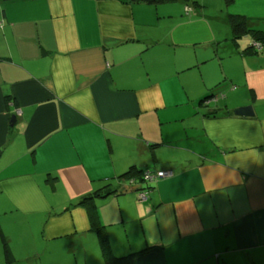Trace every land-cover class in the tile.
Segmentation results:
<instances>
[{"label":"crops","instance_id":"1","mask_svg":"<svg viewBox=\"0 0 264 264\" xmlns=\"http://www.w3.org/2000/svg\"><path fill=\"white\" fill-rule=\"evenodd\" d=\"M188 7L0 0V242L12 254L21 237L44 243L33 254L49 264H104L96 222L113 255L145 250L130 264H264V46L208 33ZM226 8L264 31V0ZM131 167L173 174L140 201L145 184L121 177Z\"/></svg>","mask_w":264,"mask_h":264},{"label":"rangeland","instance_id":"2","mask_svg":"<svg viewBox=\"0 0 264 264\" xmlns=\"http://www.w3.org/2000/svg\"><path fill=\"white\" fill-rule=\"evenodd\" d=\"M188 3H190V5H192L194 7V9L192 10L193 7H188L189 11L192 12V15L195 17V15L197 14L198 19L199 20H203L204 23H198V26L200 28L201 25L205 24L207 26L206 27H201V28H206L208 29V33H212L213 35H222L225 36L227 33L229 35V39H231L232 37V33H231V27L228 24V12H227V8L226 5L228 6L229 4H227L226 0H189L186 1ZM232 2V1H231ZM240 4V7L242 6L243 1H239L238 2ZM264 10L262 9V14H263ZM208 19H206V18ZM262 19L264 20V17H262ZM264 23V22H262ZM203 36H207L206 34H204ZM199 40H202V36ZM246 38H243V40L245 41ZM204 41H208L207 39H205ZM226 43V42H225ZM224 43V44H225ZM242 43V41H241ZM210 44L209 42H205V43H199L197 45V47L199 49H202L203 47H208ZM208 45V46H206ZM222 45V43H221ZM254 45V44H253ZM246 46V45H245ZM255 46V45H254ZM257 48V47H256ZM261 51V49H260ZM8 219H6L3 222V229L5 231V233H8V231H10V227H11V220L10 217H7ZM1 220H3V218H1ZM37 222L36 220L33 219H29L27 218L25 220V223L28 224H35V222ZM32 228V226H31ZM37 237H39V230L35 229V233L30 232L28 234V241H31V243H33L34 241H37ZM16 245L13 246L14 251H13V258L15 259V261L11 262V264H49L46 263L49 262L48 260H51V256L47 255L44 257L43 260H40L34 253H36L37 251L34 250V248H38L39 251L38 252H43L45 249V244L41 243L40 245L38 244V246L36 247V245L31 246V245H26L28 244L27 242H25V240L21 239V237H17V241H15ZM63 248V247H62ZM2 256V258L4 259V251H3V245L0 242V257ZM79 260L80 256H78ZM62 262L64 264L65 261L63 260H57L58 264H62L59 262ZM80 263V261H79ZM1 264V263H0ZM3 264H7L5 259L3 260ZM67 264H73L72 261H70Z\"/></svg>","mask_w":264,"mask_h":264},{"label":"trees","instance_id":"3","mask_svg":"<svg viewBox=\"0 0 264 264\" xmlns=\"http://www.w3.org/2000/svg\"><path fill=\"white\" fill-rule=\"evenodd\" d=\"M3 1H13V0H3ZM134 1H144L149 4H159L163 2H174L176 0H134ZM182 2L188 1V0H179ZM227 4H230L232 0H226ZM187 11V10H186ZM188 12V11H187ZM228 22L231 27V33H232V38L233 40H238L245 34H251L253 36V41L255 44L259 46L252 45L251 47L248 48V50L252 51L253 53L259 52V50L264 46V31L259 30V29H254L249 25L248 19L241 15V14H230L228 15ZM257 47V48H256ZM214 95L211 94L209 96H206L201 102H203L205 99H210L214 98ZM206 101V100H205ZM144 170L139 169L137 167H131L127 171H125L121 177H125L126 179L134 178L135 182H142L145 184L144 189H149L151 190L152 188V183H146L142 177ZM134 182V183H135ZM111 191H105L104 193H93L91 196L84 197L81 199L80 204H85L86 201L93 199V197L100 196L102 195H109ZM109 193V194H107ZM89 215H91V218H95V211L90 210ZM93 225L95 226V231L98 235L99 238V245H100V250L103 256V262L104 264H130V258L136 254L143 253L145 250H141L139 252L131 253L126 256H115L113 255L111 251V247L106 235V232L102 226H99L96 222ZM1 241L3 245V251H4V257L5 261L7 264H11L13 262L14 258L11 252V249L3 235H1Z\"/></svg>","mask_w":264,"mask_h":264},{"label":"built area","instance_id":"4","mask_svg":"<svg viewBox=\"0 0 264 264\" xmlns=\"http://www.w3.org/2000/svg\"><path fill=\"white\" fill-rule=\"evenodd\" d=\"M189 11V9H187ZM255 46L259 48L257 44L254 43ZM173 174L172 170H158V171H151V170H145L142 174V177L146 183H155L158 179L169 177ZM130 183H134L135 179L130 178ZM149 189H140L137 192V197L140 201H145L148 199L149 196Z\"/></svg>","mask_w":264,"mask_h":264},{"label":"water","instance_id":"5","mask_svg":"<svg viewBox=\"0 0 264 264\" xmlns=\"http://www.w3.org/2000/svg\"><path fill=\"white\" fill-rule=\"evenodd\" d=\"M235 113H236L237 115H241V116H251V115H253V113H252V109H251L250 106H247V107H243V108L237 109V110L235 111ZM14 121H15V117H12V122H14ZM107 194H109V193H107Z\"/></svg>","mask_w":264,"mask_h":264}]
</instances>
